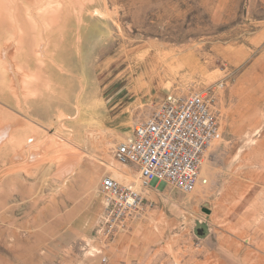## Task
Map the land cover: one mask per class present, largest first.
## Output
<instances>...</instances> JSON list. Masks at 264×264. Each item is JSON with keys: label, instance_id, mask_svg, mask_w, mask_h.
I'll return each instance as SVG.
<instances>
[{"label": "rangeland", "instance_id": "374dc122", "mask_svg": "<svg viewBox=\"0 0 264 264\" xmlns=\"http://www.w3.org/2000/svg\"><path fill=\"white\" fill-rule=\"evenodd\" d=\"M77 2L0 0V71L20 84L1 116L17 131L0 145V264H264V0ZM68 79L66 104L50 89ZM200 91L222 132L208 183L143 186L118 146L167 94ZM108 174L144 196L109 239Z\"/></svg>", "mask_w": 264, "mask_h": 264}, {"label": "built area", "instance_id": "2783aa9c", "mask_svg": "<svg viewBox=\"0 0 264 264\" xmlns=\"http://www.w3.org/2000/svg\"><path fill=\"white\" fill-rule=\"evenodd\" d=\"M221 135L219 119L204 92L170 93L135 125L115 155L137 167L143 186L156 182L193 192L199 184L208 183L201 173L205 153ZM101 193L98 235L109 239L126 218L144 208V196L134 184L121 182L112 174L104 176Z\"/></svg>", "mask_w": 264, "mask_h": 264}, {"label": "crops", "instance_id": "0c3cea01", "mask_svg": "<svg viewBox=\"0 0 264 264\" xmlns=\"http://www.w3.org/2000/svg\"><path fill=\"white\" fill-rule=\"evenodd\" d=\"M9 71H6V72L0 71V145H1L2 131L3 132L7 131V134H5L6 135L5 137H7V136L10 137L12 134L13 135L16 134V131H17L15 125L13 124L14 121H11L12 124L9 125L8 130L7 129L1 130V128H2L1 127V119H2L1 116L3 114H7V115H9L10 119H14L15 118V113H16L15 109H16V106H18V104H17L15 99L18 96V91L20 90L19 89L20 84L17 82V78L16 77H14L12 79V81H11V76L10 75L12 73L14 75L16 74L15 68H12V70H9ZM62 76H64V74ZM68 83H69V85H68ZM71 83H72V81L69 80L61 88H59V86L56 85V87L51 88L50 91L55 92L56 93L55 96L57 95L58 92L62 93V96H64V101L66 102V104H68V102H69V100H70V98L72 96V93L74 91V88H73V85H72L73 83L72 84ZM28 85H26L23 90H27V87H28V89H32L31 88V84H28ZM53 86H54V84H53ZM67 87H69V89ZM46 91H48V90L46 89ZM69 91H72V92L70 93ZM64 92L69 94L68 99H66ZM2 101L3 102H7L8 101V104H2ZM31 101H32V99L30 100V98H25L26 104L28 102H31ZM20 103H22V102H20ZM79 111H80V114H82L81 103H80ZM96 202L98 203L99 200L97 199Z\"/></svg>", "mask_w": 264, "mask_h": 264}, {"label": "bare ground", "instance_id": "6f19581e", "mask_svg": "<svg viewBox=\"0 0 264 264\" xmlns=\"http://www.w3.org/2000/svg\"><path fill=\"white\" fill-rule=\"evenodd\" d=\"M39 1V0H38ZM78 0H70V2L71 3H76ZM89 1V0H88ZM91 1V0H90ZM93 1V0H92ZM38 3V2H37ZM78 3V2H77ZM76 6V5H75ZM50 9H51V7H50ZM47 12L49 13V11L47 10ZM55 12L56 11H54L52 14H51V17H50V15H48L49 17V19L51 20V24H54L55 23V16H56V14H55ZM46 14V13H45ZM50 14V13H49ZM54 14H55V16H54ZM32 52V51H31ZM135 75V74H134ZM136 77V76H135ZM142 79H143V74H140L139 75V77H136L134 80L135 81H131L130 80V82L128 83L129 84V86L132 84V85H136L137 87L141 84V81H142ZM126 81V80H125ZM70 83V82H69ZM69 83H68V85H69ZM72 84V83H71ZM73 85V84H72ZM68 89H69V87H67ZM135 88V87H134ZM143 89V88H142ZM67 92V91H66ZM70 93L72 92V91H69ZM68 94V93H67ZM66 95V94H65ZM67 96V95H66ZM68 96H69V94H68Z\"/></svg>", "mask_w": 264, "mask_h": 264}]
</instances>
